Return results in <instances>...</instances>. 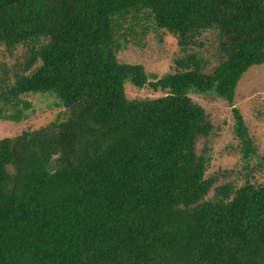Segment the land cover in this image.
<instances>
[{"label":"trees","instance_id":"trees-1","mask_svg":"<svg viewBox=\"0 0 264 264\" xmlns=\"http://www.w3.org/2000/svg\"><path fill=\"white\" fill-rule=\"evenodd\" d=\"M129 21L130 34L173 35L181 69L158 77L119 61ZM208 30L210 71L190 51ZM23 44L15 81L0 75V119H26L32 94L66 113L0 139V264H264V184L207 174L196 145L213 125L190 97L233 103L242 75L264 64V0H0V46ZM126 82L161 95L130 99Z\"/></svg>","mask_w":264,"mask_h":264},{"label":"rangeland","instance_id":"rangeland-1","mask_svg":"<svg viewBox=\"0 0 264 264\" xmlns=\"http://www.w3.org/2000/svg\"><path fill=\"white\" fill-rule=\"evenodd\" d=\"M131 23L126 22L121 30L126 32L127 40L121 37L125 46L117 55L119 61L142 64L147 73L158 77L181 69L177 59L184 57V52L173 35L154 29H149L143 34L141 26H136L137 35L130 34L125 28ZM198 42L201 45L192 47L190 51L198 53L207 63L206 70L210 71L218 64L217 32H204ZM30 50L31 46L23 44L10 53L0 46V75L9 76V82L13 83L15 73L19 72L29 58ZM125 91L130 99L154 98L161 95L149 87L136 88L130 82L125 83ZM190 97L205 109L213 125L212 133L207 138L198 139L196 145L197 153H205L210 159L207 174L222 173L218 185L228 182L242 185L247 180L264 184V64L254 65L242 75L233 103L211 93H190ZM26 99L32 103L28 117L18 123L0 119V139L14 137L24 131L43 127L56 119L65 118V108L56 105L53 96L32 94ZM233 107L238 108L243 115L255 148V153L248 156L234 132ZM209 196H212V192Z\"/></svg>","mask_w":264,"mask_h":264}]
</instances>
